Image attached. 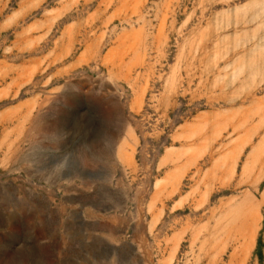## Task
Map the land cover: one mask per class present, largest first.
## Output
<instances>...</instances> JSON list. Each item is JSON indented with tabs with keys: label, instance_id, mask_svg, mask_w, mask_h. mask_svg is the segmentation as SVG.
<instances>
[{
	"label": "rangeland",
	"instance_id": "1",
	"mask_svg": "<svg viewBox=\"0 0 264 264\" xmlns=\"http://www.w3.org/2000/svg\"><path fill=\"white\" fill-rule=\"evenodd\" d=\"M0 264H264V0H0Z\"/></svg>",
	"mask_w": 264,
	"mask_h": 264
}]
</instances>
